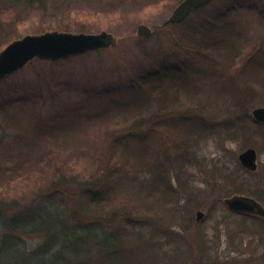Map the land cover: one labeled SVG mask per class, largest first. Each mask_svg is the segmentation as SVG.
<instances>
[{
  "label": "rangeland",
  "instance_id": "obj_1",
  "mask_svg": "<svg viewBox=\"0 0 264 264\" xmlns=\"http://www.w3.org/2000/svg\"><path fill=\"white\" fill-rule=\"evenodd\" d=\"M176 1L43 0V5L20 7L16 15L18 24L13 28L19 38L50 31L86 34L105 31L114 35L117 43L107 49L57 62L35 60L0 82V193L4 194L5 199L19 200L20 206L34 201L37 193L35 178L45 173L44 176H48V168L45 167L54 157L58 164L67 161L81 169H94L101 156L100 151H95L96 145L99 147L101 143L102 146L104 143L109 144L115 130L112 127L117 123L123 121V127L128 128L134 121L159 115L160 112L171 116L180 113L187 116L186 124L193 125L200 119L199 121L212 127L213 131L220 130L227 117L223 113L224 105H234L233 91L236 87L244 95L248 94V89L260 95L264 89V0H212L198 12L191 13L174 29L158 30L177 7L174 5ZM141 24L151 28L152 33L138 36L137 27ZM229 47L233 54H238V58L231 68L226 69V61L230 57ZM199 48H205L211 57L200 69L196 68L199 57L194 53V49ZM183 52L189 54L185 55ZM181 59L187 61L189 72H185L189 73V80L185 85L181 83L184 76L171 80L173 83L169 90L176 89L180 92L175 103L171 101L160 110L156 99L161 97L162 87L156 85L155 97L150 99V103L132 107L133 110L123 109L137 97L131 91L137 79L159 71L166 73L168 69L181 64ZM246 59L243 71L238 72L239 76L233 77L232 75L237 74L235 67H240ZM258 64L260 69L254 73L248 72L250 65ZM246 67L247 71L244 70ZM209 89L213 91L210 92ZM216 89L217 92L221 90L219 96L214 92ZM263 104H248L235 111L236 115H251L255 108L264 107ZM57 116L72 120L78 118L77 121L82 124L73 133L49 134L47 128ZM18 120L34 137L37 144H34L33 150L15 143L18 131L15 124ZM36 124L39 126L38 130ZM106 125L108 128L100 133V127ZM170 129L165 123L155 127L150 135L140 132L139 137L144 138L143 141L147 139L145 143L131 141L130 145L134 150L133 153H127L126 159L129 172L142 171L147 165H152L154 160L151 155L146 159L138 156L137 148L143 145L148 144L151 150H160L161 153L170 151L168 153L172 157L181 153L178 146L173 148L176 136ZM39 130L44 138L36 136ZM246 149H241L238 139L219 141L216 136H209L198 145L197 154L204 157L208 165L212 158L224 160L223 155L227 150L235 156L228 164L230 168H234L235 164L239 165L238 155ZM256 151L258 167L255 179L264 182V152ZM173 166H169V173L175 184ZM187 171L193 185H204L203 168L192 166ZM252 188L256 189L255 186ZM257 194L264 205V193L258 190ZM227 198L222 199V203L213 209L212 214L207 209L192 211L193 218H196L198 211L203 213V217L196 223L200 225L197 226L198 229L205 230L208 238H212L214 233L218 234L215 250H211L212 256L219 262H223L225 257H238L242 261L248 259L252 264H264L258 258L263 252L262 247L256 246L258 237L241 235L236 241L240 239L243 246L231 245L221 211V207H225L223 201ZM65 201L61 196L49 197L45 203L61 216L42 215L36 226L46 218L47 221L60 224L59 217L63 216L70 226H74L71 224L75 222L80 223L73 218L72 208ZM13 216L14 213L7 211L0 213V264L10 260V246L13 243L16 248L23 247L25 254H33L45 242V233L41 231L16 232L15 242L5 237L3 234L13 225ZM155 223L161 239L167 234L166 228L170 232L185 235L177 225ZM78 230L82 231V228L79 227ZM104 231L112 232L107 228ZM139 231L144 233L145 230L141 228ZM168 248L170 249L169 246Z\"/></svg>",
  "mask_w": 264,
  "mask_h": 264
},
{
  "label": "trees",
  "instance_id": "obj_2",
  "mask_svg": "<svg viewBox=\"0 0 264 264\" xmlns=\"http://www.w3.org/2000/svg\"><path fill=\"white\" fill-rule=\"evenodd\" d=\"M182 1L177 0L174 5L178 6ZM43 3V0H0V51L19 38L13 28L18 24L16 15L20 7L43 5ZM205 6L207 5L194 9L191 13H196ZM179 24H163L157 29L161 31L165 28L174 29ZM195 52L199 57L196 68H202V64L207 63L209 58L211 60L205 48L194 49ZM229 52L226 69L231 68L238 58V54H233L230 47ZM183 53L189 54V52ZM181 61V64L168 69L166 73L159 71L137 79L131 88L137 97L123 109L133 110L132 107L150 103V99L155 97L156 85L162 87L161 97L156 99L160 110L171 101L175 103L180 92L176 89L169 90L173 83L171 80L184 76V80L181 81L183 85L189 80V73L185 72L188 71L187 61L182 59ZM245 63L247 59L240 67H235L237 74L232 75L233 77L240 75L238 72L243 71ZM258 65H250L248 72L254 73L260 69V64ZM247 69L246 67L244 70ZM217 90L214 92L219 96L221 90L219 92ZM182 91H184L183 86ZM247 93L244 95L237 87L233 91L234 100L237 98V101L233 100L232 106L224 105L223 113L227 114V117L223 129L213 131L212 127L199 121V118L193 125L186 124L187 116L180 113L171 116L160 112L159 115L134 121L128 128L123 127L125 122L122 121L111 126L115 130L111 134L109 144L104 143L102 146L101 143L99 147L96 145L95 151H100L101 156L94 169L91 167L81 169L67 161L58 164L57 158L54 157L45 167L48 168V176H44L45 173L35 178L37 182L35 193H37L34 201L20 206L19 200L5 199L4 194L0 193V213L7 211L15 214L13 225L3 234L5 237L14 241V236L19 231H41L46 236L45 242L32 252L33 254H25L23 247L16 248L13 243L10 246V260L5 264L24 262L27 264H227L229 262L252 264L250 260L242 261L238 257H225L223 262H219L211 254V250H215L217 245L218 234L214 233L212 238H208L204 229L197 228L200 226L196 223L198 220L192 216L194 209H207L209 214H212L213 209L222 203V199L231 196H250L263 203L257 191L264 193V182L255 179L256 172L245 170L239 161V165L235 164L234 168H230L228 164L235 159L234 155L226 150L223 155L224 160L219 157L212 158L211 163L206 165V159L197 154L198 145L209 136H216L219 141L238 139L241 142V149L254 148L264 152V123L256 122L249 113L237 116L235 112L251 103L263 104L264 89L259 92L260 95L254 93L252 89H248ZM203 110L206 109L203 107ZM77 119L57 116L47 128L49 134L75 132L82 124ZM165 123L176 136L173 148L178 146L181 153L172 157L168 153L170 151L161 153L160 150H151L148 144L143 145L137 148L138 156L146 159L151 155L154 160L152 165H147L142 171L129 172L126 159L127 153H133L134 150L130 145L131 141L145 143L147 139L143 141L144 138L139 137L140 132L150 135L155 127ZM15 126L18 130L15 134L17 138L15 143L33 150L34 137L22 127L19 120ZM38 127L36 124V130ZM107 128V125L100 127V133ZM41 130L36 136L44 138ZM170 165L175 167L173 171L175 184L171 181ZM192 166L204 169L203 186L193 185L190 182L187 170ZM253 186L256 189L252 190ZM53 195L61 196L66 200V204L72 208L73 218L80 223L75 222L71 224L74 226H70L63 216L59 217L60 224L47 221L46 218L38 227L36 226L37 220L42 218V215L61 216L45 203ZM3 205L8 207L5 208ZM65 208L63 205V210ZM221 208L231 245L242 247V241L240 239L236 241L241 235L258 237L256 246L263 248L258 258L264 263V220L257 215L234 213L226 205ZM155 222L177 225L183 229L185 235L170 232L166 228L167 234L161 239ZM75 226L77 227L74 228ZM79 227L82 231L78 230ZM105 228L112 232L106 233ZM141 228L145 230L144 233L139 231Z\"/></svg>",
  "mask_w": 264,
  "mask_h": 264
},
{
  "label": "water",
  "instance_id": "obj_3",
  "mask_svg": "<svg viewBox=\"0 0 264 264\" xmlns=\"http://www.w3.org/2000/svg\"><path fill=\"white\" fill-rule=\"evenodd\" d=\"M212 0H183L171 13L165 24L182 22L194 9L210 3ZM151 28L146 25L137 27L140 37L150 35ZM117 39L114 35L102 31L97 34L44 32L26 35L9 43L0 52V80L23 69L34 59L59 61L72 56L107 49L115 46ZM253 118L264 123V107H257L252 111ZM238 160L243 168L254 172L257 170V152L248 148L241 152ZM226 207L235 213L257 215L264 219V207L252 197L232 196L224 200ZM203 213L198 211L196 219L199 221Z\"/></svg>",
  "mask_w": 264,
  "mask_h": 264
}]
</instances>
